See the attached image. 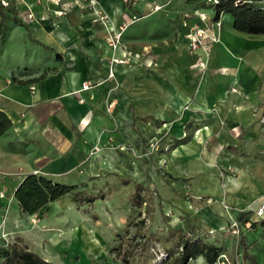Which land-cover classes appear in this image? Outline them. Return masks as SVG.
<instances>
[{
	"label": "crops",
	"instance_id": "crops-1",
	"mask_svg": "<svg viewBox=\"0 0 264 264\" xmlns=\"http://www.w3.org/2000/svg\"><path fill=\"white\" fill-rule=\"evenodd\" d=\"M167 2L100 1L114 29L133 15L143 16L132 24L141 22L131 35L125 33L132 25L123 35L141 57L115 65V78L107 79L113 52L105 29L87 10L75 7L55 18L36 0H11L19 18L28 6L34 17L22 20L25 25L8 17L2 47L12 34L35 38L30 44L24 40L19 55L8 59L0 50V111L11 120L0 144H14L13 166L24 170L14 191L30 173L69 185L97 176L106 143L132 137L138 122L204 119L197 127L203 138L231 134L234 127L253 129L255 110L264 102V36L237 31L230 15L201 72L191 67L187 49L188 25L196 19L184 15L203 7L199 0ZM153 4L163 7L153 12ZM84 83L91 87L82 89ZM173 129L181 132L177 123Z\"/></svg>",
	"mask_w": 264,
	"mask_h": 264
},
{
	"label": "rangeland",
	"instance_id": "rangeland-1",
	"mask_svg": "<svg viewBox=\"0 0 264 264\" xmlns=\"http://www.w3.org/2000/svg\"><path fill=\"white\" fill-rule=\"evenodd\" d=\"M199 2L214 16L213 7ZM26 37L12 34L2 58L19 55L23 41L35 39L29 32ZM203 122H138L132 137L103 147L100 173L77 184L84 194L103 198L78 205L68 194L32 215L13 196L24 173L13 166L15 146L0 144V252L21 239L55 264H122L124 252L130 264H157L167 249L176 250L175 230L181 228L188 237L223 248L215 264H243L244 249L264 262V102L255 110L253 129L245 132L234 127L231 134L203 138L197 129ZM137 183L146 188L142 206L133 205ZM190 264L207 263L198 256Z\"/></svg>",
	"mask_w": 264,
	"mask_h": 264
},
{
	"label": "trees",
	"instance_id": "trees-1",
	"mask_svg": "<svg viewBox=\"0 0 264 264\" xmlns=\"http://www.w3.org/2000/svg\"><path fill=\"white\" fill-rule=\"evenodd\" d=\"M203 5L205 3H202ZM207 5V4H205ZM202 6V5H201ZM214 8V18L219 15L229 14L233 19V28L250 36H264V5L257 0H219ZM12 20L21 25H25L17 15V10L13 6H0V50L4 43L6 32V19ZM11 126V120L0 111V135ZM75 184H64L36 173L27 174L17 185L13 196L22 212L30 215L42 211L49 203L62 198L65 195H72V201L78 205L84 202H93L95 198L102 196H89L83 191L77 190ZM145 186L136 184L133 201L136 206H142L146 201L142 191ZM246 223V221H245ZM264 225V221L262 222ZM254 225V222H251ZM176 250L167 249V256L157 264H190V260L201 256L207 264H215L218 257L223 254V248L212 243L205 242L201 238L193 239L186 235V232L178 228ZM241 245L245 244L241 241ZM243 264H259L253 254H249L246 249L242 253ZM0 264H55L41 258L31 251L27 244L21 239L14 240L8 244L7 248L0 252ZM122 264H130L127 254L124 252ZM264 264V262L260 263Z\"/></svg>",
	"mask_w": 264,
	"mask_h": 264
},
{
	"label": "built area",
	"instance_id": "built-area-1",
	"mask_svg": "<svg viewBox=\"0 0 264 264\" xmlns=\"http://www.w3.org/2000/svg\"><path fill=\"white\" fill-rule=\"evenodd\" d=\"M101 0H36V3L44 5L46 10H51V15L55 18L64 16L73 8L87 10L91 16L93 23L100 24L105 29V44L113 52L109 61V69L107 72V79L115 78L114 66L117 64H128L132 59L141 57V54L132 50L126 43L123 42L124 32L129 26L139 21L143 16L133 15L128 20H125L118 25L116 29L111 27V20L109 15L103 10ZM172 0H168L170 3ZM205 4L213 6L219 0H202ZM264 5V0H257ZM11 0H0L1 7H8ZM163 5L153 4L151 10L156 12L160 10ZM20 15L21 20L28 22L33 19L34 14L31 6H28ZM186 19L194 18L196 21L188 25L189 31L187 34V49L193 59L191 67L201 72L206 71L209 63V55L214 44L220 42V33L223 26L222 14L218 18L210 16L207 12L200 8H194L190 12L185 13ZM187 25V20L184 22ZM122 51L121 56H115L116 51ZM152 62L148 63L151 66ZM91 87V84L84 83L82 89L86 90ZM34 88L33 86L31 87ZM82 101V99H80ZM263 208L258 209L257 215H262ZM249 225V222H246ZM222 257L225 258L223 255ZM223 264L225 262L223 261Z\"/></svg>",
	"mask_w": 264,
	"mask_h": 264
}]
</instances>
